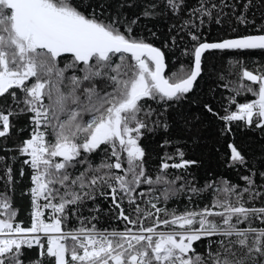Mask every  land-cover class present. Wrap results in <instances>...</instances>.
Masks as SVG:
<instances>
[{"label":"snow or ice","instance_id":"snow-or-ice-1","mask_svg":"<svg viewBox=\"0 0 264 264\" xmlns=\"http://www.w3.org/2000/svg\"><path fill=\"white\" fill-rule=\"evenodd\" d=\"M161 3L178 18L185 10V0ZM209 3L198 0L188 19L173 25L177 35L187 31L193 44L183 52L190 61L165 75V54L134 35L140 16L127 17L122 9L133 5L124 0H116L114 7L113 0H0V138L11 134L12 117L27 116L30 138L17 150L32 169L29 227L16 222L10 199L0 194V264H264V206L252 203L257 198L264 202V194L255 190L251 176L241 177L243 188L228 181L188 188L194 194L212 189L210 204L202 208L180 212L158 207L161 198L166 204L172 193L186 187L176 189L181 177L169 180L167 170L195 161L183 160L181 152V162L165 160L153 179L139 144L143 130L162 123L168 127L151 119L157 111L146 102L167 106L184 99L203 72L206 52L264 50V34L202 41L196 19L202 26L203 18L212 19L217 10L220 23V11L227 6L223 0L219 6ZM158 7L148 3L141 15H158ZM237 19L248 22L243 15ZM228 63L239 66L240 82L230 89L235 111L225 108L220 119L226 125L242 121L264 129V69L254 72L241 61ZM243 92L255 99L238 103L236 96ZM228 148L229 166H244L241 152L233 144ZM95 153L105 154L98 165L90 159ZM4 175L12 184L10 168ZM141 185L149 186L147 192L138 191ZM157 185L166 187L153 196ZM97 193L110 196V210H119L115 219L124 222L123 230L99 229L93 223L97 215L81 214V206ZM137 197L149 207H141ZM125 202L134 215L126 214ZM73 216L79 226L68 228ZM201 240H207L203 253L193 246ZM34 248L38 255L26 260L25 249Z\"/></svg>","mask_w":264,"mask_h":264},{"label":"trees","instance_id":"trees-1","mask_svg":"<svg viewBox=\"0 0 264 264\" xmlns=\"http://www.w3.org/2000/svg\"><path fill=\"white\" fill-rule=\"evenodd\" d=\"M126 4H132L131 8L124 7L122 11L129 18L140 16L137 26L134 28V35L142 37L160 48L165 54L166 72L171 75L172 71L180 63H188L190 57L183 55L185 48H191L193 41L187 31L177 35L176 28L183 19H188V11L197 5L198 0H185L184 11L179 14V18L167 10L161 0H124ZM116 0H113L114 7ZM148 3H157L159 7L155 10L158 15L145 18L141 15L144 6ZM212 3L221 5V0H210ZM248 4L247 10L244 4ZM223 4L217 23V10H213V18L204 17V24L201 26L199 19L195 23L199 27L197 34L202 41L219 42L226 38H237L242 35L264 34V0H223ZM243 15L247 23H240L237 17ZM192 31H196L192 29ZM176 37L175 45L172 44V37ZM168 45L167 47L165 45ZM229 61H241L248 70L256 71L264 69V50H245V51H208L203 57V72L194 84L193 90L186 94L180 101L169 102L167 106L158 105L153 101H147L146 105L157 111L151 119H159L166 122L168 127L164 129L163 123L154 127L149 123L153 130H143L144 134L139 140L140 146L145 152L144 166L148 176L153 179L160 172V165L167 160L169 164L181 162L179 153H183V160L195 161L184 169L167 170L169 180H174L177 176L175 188L179 189L185 185L184 191H176L170 195L167 203L161 198L158 207H167L184 211L186 207H203L210 204L212 199V189L205 192L194 194L188 188L195 187L202 189L206 184L212 183L220 186L223 181H228L230 185H237L239 188L245 187L242 176H251L255 185V190L264 194V129L255 127V124L248 126L242 121H235L229 125L220 119L225 114V108L235 111L236 105L229 104V98L235 93L230 89L237 88L240 82L239 66L233 68ZM62 66V65H61ZM223 77V79L221 78ZM244 84L250 82L244 81ZM225 85H228L226 88ZM256 87V86H253ZM255 97L251 93L243 92L236 96L238 103L252 101ZM11 104V99L8 98ZM0 105L3 101L0 100ZM205 105L210 106L213 112H209ZM166 107V111H165ZM160 113H163L162 115ZM87 119V117H85ZM13 128L7 138H0V194H5L10 199L12 208L16 210V222L23 227L31 224V178L30 167L23 163L27 158L21 156L17 146L29 138L30 125L28 117L25 115L14 116L11 118ZM51 138V137H49ZM229 144H233L244 156L246 164L230 167L231 150ZM104 153H95L90 158L93 165L101 162ZM171 157L172 159H167ZM81 166H78V168ZM11 169L12 184H7V177L4 175L7 169ZM23 170L24 175H21ZM148 185H141L138 191L148 190ZM165 185L155 186L153 196H160ZM107 191V189H106ZM141 207H149L143 200L137 197ZM143 199H148L145 196ZM257 207L264 206L260 198L253 201ZM97 206L99 213L90 212L89 209ZM123 207L126 214L134 215L129 212V205L125 202ZM110 196L105 197L96 194V199L88 200L81 206V214L84 217L97 215L98 219L93 221L99 229H124V222L116 220L115 216L118 209H111ZM154 211V210H153ZM163 218V217H161ZM150 221H145L149 224ZM258 224V222H256ZM76 217H71L68 221V228L78 227ZM207 240L194 243V248L203 253L204 245ZM28 258H35L39 250L25 249Z\"/></svg>","mask_w":264,"mask_h":264},{"label":"built area","instance_id":"built-area-1","mask_svg":"<svg viewBox=\"0 0 264 264\" xmlns=\"http://www.w3.org/2000/svg\"><path fill=\"white\" fill-rule=\"evenodd\" d=\"M29 125H30V122H29ZM30 134H31V125H30V131H29V138H30ZM30 173L32 174V169L31 168H30ZM30 178H31V175H30ZM31 187H32V182H31Z\"/></svg>","mask_w":264,"mask_h":264},{"label":"water","instance_id":"water-1","mask_svg":"<svg viewBox=\"0 0 264 264\" xmlns=\"http://www.w3.org/2000/svg\"><path fill=\"white\" fill-rule=\"evenodd\" d=\"M212 51H218V50H212Z\"/></svg>","mask_w":264,"mask_h":264},{"label":"bare ground","instance_id":"bare-ground-1","mask_svg":"<svg viewBox=\"0 0 264 264\" xmlns=\"http://www.w3.org/2000/svg\"><path fill=\"white\" fill-rule=\"evenodd\" d=\"M30 192V191H29ZM31 196V195H30Z\"/></svg>","mask_w":264,"mask_h":264}]
</instances>
